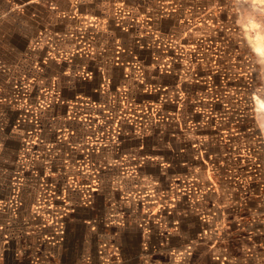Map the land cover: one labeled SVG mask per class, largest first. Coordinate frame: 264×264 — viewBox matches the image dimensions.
<instances>
[{
    "label": "rangeland",
    "instance_id": "rangeland-1",
    "mask_svg": "<svg viewBox=\"0 0 264 264\" xmlns=\"http://www.w3.org/2000/svg\"><path fill=\"white\" fill-rule=\"evenodd\" d=\"M247 35L264 0H0V264H264Z\"/></svg>",
    "mask_w": 264,
    "mask_h": 264
},
{
    "label": "bare ground",
    "instance_id": "bare-ground-1",
    "mask_svg": "<svg viewBox=\"0 0 264 264\" xmlns=\"http://www.w3.org/2000/svg\"><path fill=\"white\" fill-rule=\"evenodd\" d=\"M244 27V26H243ZM250 28V27H249ZM243 29H246V28H243ZM246 31V30H245ZM249 31V30H248ZM247 32V31H246ZM258 35V34H257ZM247 40H248V43L250 44V46L252 47V49L256 52H258L259 54L262 53V47L260 45V41L257 42L256 38H254L253 36H249L247 35L246 36ZM260 38V37H259ZM258 39V38H257ZM264 44V43H263ZM254 98H255V95H254ZM256 99V98H255ZM261 100V99H260ZM260 102V101H259ZM256 103V102H255ZM262 106V105H261ZM264 106H262V109H263ZM258 110V109H257ZM264 139V138H263Z\"/></svg>",
    "mask_w": 264,
    "mask_h": 264
},
{
    "label": "crops",
    "instance_id": "crops-1",
    "mask_svg": "<svg viewBox=\"0 0 264 264\" xmlns=\"http://www.w3.org/2000/svg\"><path fill=\"white\" fill-rule=\"evenodd\" d=\"M86 223L87 224H90V225H92L93 227H98V220H100L101 218H100V216L99 215H97V216H95L94 217V215L93 214H88V216L86 217ZM3 226V225H2ZM106 227V226H105ZM103 230H104V228H103ZM104 234H107V233H104ZM112 236V235H111ZM105 239H108L109 238V235H107V236H103Z\"/></svg>",
    "mask_w": 264,
    "mask_h": 264
}]
</instances>
